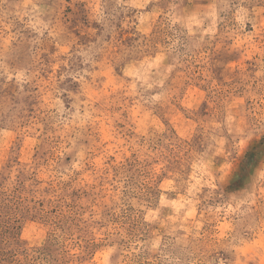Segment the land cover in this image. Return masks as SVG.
Segmentation results:
<instances>
[{"label":"rangeland","instance_id":"rangeland-1","mask_svg":"<svg viewBox=\"0 0 264 264\" xmlns=\"http://www.w3.org/2000/svg\"><path fill=\"white\" fill-rule=\"evenodd\" d=\"M0 264H264V0H0Z\"/></svg>","mask_w":264,"mask_h":264}]
</instances>
